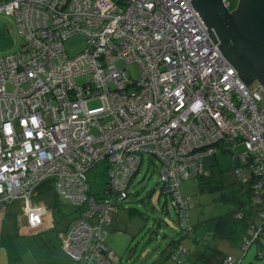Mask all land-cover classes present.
<instances>
[{"label": "built area", "instance_id": "2783aa9c", "mask_svg": "<svg viewBox=\"0 0 264 264\" xmlns=\"http://www.w3.org/2000/svg\"><path fill=\"white\" fill-rule=\"evenodd\" d=\"M0 14L22 38L0 55V210L19 202L27 229L40 231L49 187L78 212L61 239L73 264H120L102 232L142 153L157 161L189 233L192 202L180 184L203 175L204 158L219 148L264 218V87L245 85L218 44L207 45L190 0H0ZM76 34L84 46L69 56L64 42ZM131 63L138 78L125 73ZM101 161L108 182L92 193L87 173ZM262 230L253 224L244 235L245 254ZM183 252L181 243L170 255Z\"/></svg>", "mask_w": 264, "mask_h": 264}, {"label": "rangeland", "instance_id": "374dc122", "mask_svg": "<svg viewBox=\"0 0 264 264\" xmlns=\"http://www.w3.org/2000/svg\"><path fill=\"white\" fill-rule=\"evenodd\" d=\"M234 5L237 0H228ZM22 41L18 26L13 17L0 14V55L16 50ZM64 46L69 56L77 54L84 46V38L80 34L70 36ZM119 65H122L119 63ZM131 78H138L139 67L131 63L125 70ZM11 89L10 85H7ZM235 154L243 151L241 145L233 148ZM216 155L214 158L212 156ZM203 169L209 172L211 187L206 188V176H193L183 180L180 184V192L190 196L192 206L189 209V220L194 226V237L202 235L208 238L205 223L216 216L231 212L238 207L232 200H224V196L239 194L237 180L233 174L230 153L217 152L208 155L203 160ZM159 165L155 158L147 153H142V162L137 173L132 177L127 188L128 196L122 201L114 199L117 205L116 211H110L111 221L104 226L102 238L113 252L119 257L120 264H189L186 256L175 261L168 257V240L174 230L179 229L174 208L168 197L161 193L158 182ZM91 185V192H102L108 182L107 167L105 162H99L87 173ZM41 197L52 205L48 208L52 216L55 228L53 233L67 231L68 226L76 218L78 212L70 204L63 200H57L53 193H42ZM55 211V212H54ZM252 215H247L248 219ZM250 221L260 225L261 219L256 215ZM65 234V233H64ZM63 234V235H64ZM62 237V235H61ZM186 244L188 240L184 241ZM242 240L229 242L225 239L216 238L213 245L223 255L233 256L240 259L244 253ZM264 251V225L259 241L252 244L242 264H264V256L256 257V251Z\"/></svg>", "mask_w": 264, "mask_h": 264}, {"label": "water", "instance_id": "95a60500", "mask_svg": "<svg viewBox=\"0 0 264 264\" xmlns=\"http://www.w3.org/2000/svg\"><path fill=\"white\" fill-rule=\"evenodd\" d=\"M190 1L209 32L207 45L218 44L245 85L264 87V0H237L233 9L225 0Z\"/></svg>", "mask_w": 264, "mask_h": 264}, {"label": "crops", "instance_id": "0c3cea01", "mask_svg": "<svg viewBox=\"0 0 264 264\" xmlns=\"http://www.w3.org/2000/svg\"><path fill=\"white\" fill-rule=\"evenodd\" d=\"M47 207L53 209L50 204ZM52 223L53 213L45 217L42 230L31 232L25 225L19 202H13L6 209L0 210V264H73L61 245L65 232L53 233L55 226ZM174 234L175 231L168 240V252L173 248L169 242Z\"/></svg>", "mask_w": 264, "mask_h": 264}, {"label": "trees", "instance_id": "16d2710c", "mask_svg": "<svg viewBox=\"0 0 264 264\" xmlns=\"http://www.w3.org/2000/svg\"><path fill=\"white\" fill-rule=\"evenodd\" d=\"M204 171L205 173L203 174V176H206L204 178H206L205 180H207L205 187L208 188L211 187L212 184L210 183L211 181L207 179L209 177V172L207 170ZM237 186L239 194L234 193L230 196H224L223 198L224 200H232L235 204L238 205V207L229 213L211 218L205 223L206 231L207 233H209L208 238H205L202 235L194 237V226L191 225L189 220L190 226L192 227L191 232L185 233L180 228L178 230H174L175 234L173 236V239L169 242V245H172L173 248L168 252V257H171L170 254L179 244L182 243L184 246V252L183 254H181L180 259H174L175 261L181 260V257L185 255L187 258L186 260L187 262H189V264H222L223 259L226 255H223L222 252L213 245V240L216 238L225 239L229 242H233L239 239L242 240L244 235L254 224L253 221H250L251 217L254 216L255 211L250 201V195H248L243 190V187L240 184ZM47 189L48 193H51V191H49V187ZM161 192L162 194L166 195L170 201L169 194L164 193L163 190ZM237 213H241L242 216L238 218ZM249 214H251L252 216L248 219L247 215ZM71 220H73V218H71ZM259 238L255 240V243L259 241ZM186 240H188L187 244L184 242ZM257 252V258L263 257L259 254L263 253V250H259Z\"/></svg>", "mask_w": 264, "mask_h": 264}, {"label": "flooded vegetation", "instance_id": "af4514ba", "mask_svg": "<svg viewBox=\"0 0 264 264\" xmlns=\"http://www.w3.org/2000/svg\"><path fill=\"white\" fill-rule=\"evenodd\" d=\"M235 4H236V3H235ZM235 4H234V5H232V3H230V2H229V6H228V7H229V9H233V8H234V6H235ZM160 190L162 191V188H161V186H160ZM161 193H162V192H161Z\"/></svg>", "mask_w": 264, "mask_h": 264}]
</instances>
